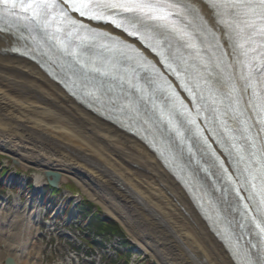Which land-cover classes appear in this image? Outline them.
I'll return each instance as SVG.
<instances>
[{
	"label": "bare ground",
	"instance_id": "bare-ground-1",
	"mask_svg": "<svg viewBox=\"0 0 264 264\" xmlns=\"http://www.w3.org/2000/svg\"><path fill=\"white\" fill-rule=\"evenodd\" d=\"M184 2L228 45L219 18L206 2ZM33 49L32 40L0 31V148L18 157L24 169L42 163L36 186L45 185L49 171L60 175L58 187L70 174L81 177L113 217L136 225L139 250L160 264H237L224 218L199 182L192 183L194 174L183 170L180 158L168 153L161 158L134 127L124 126L130 122H121L124 112L111 111L112 104L71 95L69 87L82 93L76 81L63 74L65 68L54 66L50 75L46 70L52 63L37 58ZM143 119L131 118L134 126ZM150 134L157 144L158 135ZM29 209L23 212L21 232L4 237L0 228V264L8 258L14 264H39L30 251L41 249L32 239V216L37 213L30 215ZM9 220H0V227L20 224Z\"/></svg>",
	"mask_w": 264,
	"mask_h": 264
},
{
	"label": "snow or ice",
	"instance_id": "snow-or-ice-1",
	"mask_svg": "<svg viewBox=\"0 0 264 264\" xmlns=\"http://www.w3.org/2000/svg\"><path fill=\"white\" fill-rule=\"evenodd\" d=\"M207 4L219 18L224 35L233 42V50L239 52L243 89L225 71L230 66L223 59L227 53L217 56L214 51L220 47L219 38L214 33L209 35L198 12L184 0H0V22L4 25L0 31L30 39L38 47L50 45L62 56L71 57L69 67L75 65L85 94L101 103L106 97L109 104L118 105L129 118L141 115L140 101L151 102L159 120L168 131L175 132L181 144L184 134L174 119L177 105L183 109L180 114L188 124L194 125L195 119L164 75L138 49L97 31L85 21L121 29L155 53L177 79L183 74L182 87L189 92L197 114L201 108L207 109L209 102L223 104L227 99L228 111L224 115L231 112L235 121L234 127L222 122L228 151L238 165H243L246 181L253 189L258 188L249 197L253 208L245 204L240 212L236 222L239 235L233 241L234 234L229 233L228 239L237 264H264V140L253 135L250 117L241 109L240 95L252 90L247 107L261 125L259 131L264 132V72L259 78L254 75L264 67V51L250 56L258 48L264 49V0H207ZM208 52L222 74L215 82L209 79L213 73L205 58ZM44 54L48 55V51ZM189 83L194 84L195 91ZM133 93L137 99L131 98ZM158 93L165 94L167 105L155 103ZM196 134H201L199 129ZM188 150L191 152L190 147ZM248 236L254 237L255 242L245 240Z\"/></svg>",
	"mask_w": 264,
	"mask_h": 264
},
{
	"label": "rangeland",
	"instance_id": "rangeland-1",
	"mask_svg": "<svg viewBox=\"0 0 264 264\" xmlns=\"http://www.w3.org/2000/svg\"><path fill=\"white\" fill-rule=\"evenodd\" d=\"M13 158L0 148V220H17L20 223L16 227L4 226L12 235L22 229L20 221L26 207H30V215L37 213L36 217L32 216L33 237L41 244L38 254L42 264H160L154 255L139 250L136 225L113 217L106 204L97 199L96 189L87 181L70 174L62 186L63 195H44L47 188L38 190L35 187V175L43 171L42 163H34L24 169L15 164L18 157ZM31 182L33 187L29 186ZM84 201H90L103 216L119 223L122 235H102L97 239L98 244H90V247L87 240L82 242L89 237L93 240L97 231L87 227L77 210H73L74 206ZM29 229L26 228L25 232ZM31 252L35 254V251Z\"/></svg>",
	"mask_w": 264,
	"mask_h": 264
},
{
	"label": "trees",
	"instance_id": "trees-1",
	"mask_svg": "<svg viewBox=\"0 0 264 264\" xmlns=\"http://www.w3.org/2000/svg\"><path fill=\"white\" fill-rule=\"evenodd\" d=\"M88 207H90V205H88ZM105 220V219H104ZM103 219H99V222L101 224V228L106 232H114V233H119L120 229L119 227L113 223V222H107L106 220L104 221Z\"/></svg>",
	"mask_w": 264,
	"mask_h": 264
},
{
	"label": "water",
	"instance_id": "water-1",
	"mask_svg": "<svg viewBox=\"0 0 264 264\" xmlns=\"http://www.w3.org/2000/svg\"><path fill=\"white\" fill-rule=\"evenodd\" d=\"M47 179L49 180V182L53 185V186H58L59 182H60V175L56 174V173H52V172H47L46 174Z\"/></svg>",
	"mask_w": 264,
	"mask_h": 264
}]
</instances>
